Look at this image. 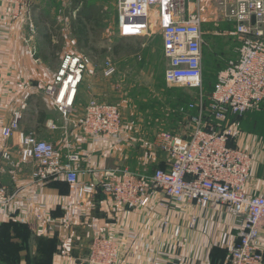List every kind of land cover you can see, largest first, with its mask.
I'll return each mask as SVG.
<instances>
[{
    "label": "built area",
    "instance_id": "2783aa9c",
    "mask_svg": "<svg viewBox=\"0 0 264 264\" xmlns=\"http://www.w3.org/2000/svg\"><path fill=\"white\" fill-rule=\"evenodd\" d=\"M227 22L235 24L237 33L245 38L237 61L228 62L214 85L206 108L204 94V33L202 7L204 0H117L119 32L123 38L151 37L161 32L164 55L169 66L165 83L186 87L198 93V102L189 120L193 126L189 138L158 133L153 146L167 156V169L141 173L129 168L114 167L97 171L82 165L80 154L64 155L51 143L38 138L35 131L21 128L28 109L29 94L22 105L12 110L8 105L2 120V158L11 156L7 142L14 139L23 163H34L31 176L34 184L56 180L75 187L80 200L101 188L107 202L117 209L146 213H170L187 205L203 210L225 211L240 222V243L231 252L227 264H264V193L250 188L255 156L245 146L242 132L230 116L264 111V0H215ZM11 9L12 21L28 20V29L37 35L32 19L31 0H0ZM101 69L105 78L117 74L110 59L98 63L88 56L64 53L53 81L45 88L64 118L75 114L78 90L86 77H94ZM210 113L217 126L209 124ZM82 133L93 139L112 141L127 132L118 106L91 100L78 120ZM55 128V125H52ZM231 143H235L233 147ZM93 180L88 183L84 178ZM97 181V183H96ZM18 197L0 179V211L9 209ZM195 219H193L192 227ZM164 221V230L168 228ZM180 226L175 229L179 235ZM125 242L120 235H96L85 264H124ZM153 264H169V255L149 251Z\"/></svg>",
    "mask_w": 264,
    "mask_h": 264
},
{
    "label": "crops",
    "instance_id": "0c3cea01",
    "mask_svg": "<svg viewBox=\"0 0 264 264\" xmlns=\"http://www.w3.org/2000/svg\"><path fill=\"white\" fill-rule=\"evenodd\" d=\"M144 38L140 41L137 55L149 51L159 61L161 72L158 74L165 83L169 63L164 55L163 37ZM43 39L31 34L28 20L12 21L11 9L0 4V179L11 192L18 191L16 202L9 209L0 211V226L16 223L17 228L22 225L44 238L57 236L61 248L52 256L50 264H85L90 244L99 234L123 237L124 264H153L154 258L149 254L152 250L167 253L169 264H227L231 252L240 243V222L225 211L187 205L172 209L168 214L154 210L145 216L113 207L98 192L80 200L75 187L69 189L61 182L63 180L32 183L35 165L22 162L14 139L7 142L10 160L2 158L1 124L6 107L13 105L12 110L18 109L29 94L22 130L35 131L40 140L51 143L66 156L80 154L84 167L91 164L98 172L129 167L141 173H153L168 167L166 154L153 146L158 133L153 134L150 147H147L148 143L143 140L139 143L129 140L127 133L109 142L93 139L85 136L78 126V120L83 117L91 100L110 105L119 101L115 99L116 95L121 96L128 89L123 88L119 81L130 74V68H126L124 74L117 69V74L111 79L105 78L101 69L94 77H86L78 90L74 116L64 118L45 92L46 86L54 79L60 58L56 64L55 56L46 57L47 47ZM110 55V60L116 62L114 53ZM137 55L124 58L128 61ZM41 111L46 114L42 124L39 118ZM241 137L242 143L255 156L250 188L254 193H264V140L247 133ZM137 155L141 157L138 161ZM145 165L154 170L143 171ZM84 179L88 183L93 180L89 177ZM165 219L169 223L166 231ZM177 226H180L179 235L175 234ZM20 244L21 240H16V264H28L29 259L21 253L24 250H20ZM261 244L264 251V237Z\"/></svg>",
    "mask_w": 264,
    "mask_h": 264
},
{
    "label": "rangeland",
    "instance_id": "374dc122",
    "mask_svg": "<svg viewBox=\"0 0 264 264\" xmlns=\"http://www.w3.org/2000/svg\"><path fill=\"white\" fill-rule=\"evenodd\" d=\"M85 1L101 9L98 26L102 27L104 32L96 47L106 48L108 53L94 60L102 63L112 58L110 53L113 51L110 48L113 49L114 45L123 38L119 32L117 0ZM72 4L73 0H31V13L37 28V36L44 38V35H50L52 47H58L55 53L56 64L64 53L91 55V52L78 49L76 39L71 33L70 23L76 15L74 11H71ZM202 14L204 19V81L213 85L218 72L222 68L225 69L228 62L239 59L245 38L237 33L234 23L224 19L215 0H204ZM160 36L161 32L158 31L151 37ZM133 39V45L140 48L139 41L146 38ZM258 40L264 43V36ZM115 58L117 61H112L121 73L124 74V70L130 68V77L127 75L119 81L123 88L128 89L123 91L121 96L120 94L116 95L115 99L119 101H113L121 111L124 129L129 134V140L134 142L143 140L148 143L147 147H150V138L159 132L179 136L190 134L192 126L189 125V121L178 116L177 109L192 103L195 100V91L186 87H173L162 83L158 74L161 72L159 61L155 60L147 50L128 61L124 56ZM207 89L205 87V90ZM139 151L137 152L139 153ZM140 158L137 155L136 160L138 161ZM134 164L136 163L134 162ZM148 166L145 165L142 170L148 172L154 170L149 169ZM26 231V229L14 227L12 224L0 226V264H16V240L19 242L21 240L19 247L20 250H24L21 253L29 259L28 264L47 263L49 250L46 248L50 243L42 240L41 235L34 234V230H32L33 233Z\"/></svg>",
    "mask_w": 264,
    "mask_h": 264
},
{
    "label": "trees",
    "instance_id": "16d2710c",
    "mask_svg": "<svg viewBox=\"0 0 264 264\" xmlns=\"http://www.w3.org/2000/svg\"><path fill=\"white\" fill-rule=\"evenodd\" d=\"M71 11L76 13L75 17L72 18L70 23L71 33L74 35L77 43V47L81 51H88L91 52L89 57L96 59L105 56L108 53V49H99L96 45L100 42L101 38L103 37L104 29L98 26V16L101 13V9L96 8L94 5H90L85 0H73V4L71 7ZM52 37L48 34L44 35V41L46 43L47 50L45 51V55L47 56H55L58 47H52ZM140 42V41H139ZM141 47V42L140 45ZM140 51L139 47L133 45L132 40H128L126 38H121L117 44L113 47V53L116 57H125V56H132L138 54ZM50 54V55H49ZM226 67V66H225ZM222 68L218 74L216 75V79L213 85H209L207 82L204 81V94L206 96L205 99V106L206 108L209 105V98L211 97L214 85L218 79L219 73L223 70ZM205 87L208 88L205 90ZM192 91V90H191ZM198 93L195 91V100L192 103L185 104L179 109H177V114L182 119H186L189 121L191 117L195 114L194 110H189L185 113H182L180 110L181 108L185 107L188 108L190 104L198 102ZM46 114L44 112L39 113L40 124L45 121ZM206 120L209 124L217 126L218 122L210 116V113H206ZM231 123H237L239 125L240 131L242 133L253 134L256 135L259 139L264 140V111H255L249 112L243 116H230ZM193 127V126H192ZM191 135L188 134L185 137L189 138ZM233 147L236 144L231 143ZM161 169V168H160ZM166 169V168H165ZM62 183L66 184V186L70 189L71 185L66 181H61ZM59 182V183H61ZM97 192L104 195L101 188L97 187ZM14 223V222H13ZM12 226L18 227V224L14 223ZM21 228L26 229L29 233V230L21 225ZM37 239V238H36ZM50 243L49 247L46 250H49V256L47 257L48 261L46 264H50L52 256L58 252H60V241L57 236L53 238L50 237L45 240L42 237V240ZM43 246V245H42Z\"/></svg>",
    "mask_w": 264,
    "mask_h": 264
}]
</instances>
